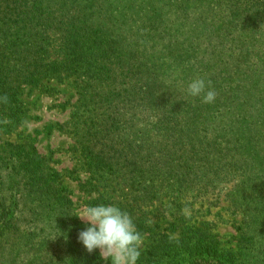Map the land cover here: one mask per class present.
I'll return each mask as SVG.
<instances>
[{
	"label": "trees",
	"instance_id": "trees-1",
	"mask_svg": "<svg viewBox=\"0 0 264 264\" xmlns=\"http://www.w3.org/2000/svg\"><path fill=\"white\" fill-rule=\"evenodd\" d=\"M196 78L211 81L215 103L187 95ZM66 80L77 101L49 127L73 134L88 206L132 217L136 264H264V0H0V130L21 139L0 157V264H111L78 240L89 225L37 137L16 131L24 95ZM223 138L247 146L241 159L255 151L258 169L227 161ZM238 172L225 247L217 221L189 223L180 200L222 191Z\"/></svg>",
	"mask_w": 264,
	"mask_h": 264
},
{
	"label": "rangeland",
	"instance_id": "rangeland-1",
	"mask_svg": "<svg viewBox=\"0 0 264 264\" xmlns=\"http://www.w3.org/2000/svg\"><path fill=\"white\" fill-rule=\"evenodd\" d=\"M55 86V92H52L50 95L46 93L41 94L37 91L24 95L25 102L30 111L28 118L23 121V124L16 131H22L23 134H31L37 137L36 148L42 155L49 158V166L54 169L56 172L55 176L59 177L63 185L70 192V198L79 216L82 209L88 206L87 201L90 197L79 190L78 183L85 180L88 174L84 172L85 168L81 157L71 149L74 137L68 126H65V130L58 127H49L68 122L70 111L72 110L70 105L77 101V96L69 80ZM66 101H68V104L63 109L61 105ZM4 132L0 130V157L3 158L9 155L3 152L4 149L9 147L8 142L14 144L21 142V139L17 138L16 132V134L12 135H7ZM186 136V139L191 141V132H188ZM227 140L225 138L222 139V142L227 144L224 147L228 151H231L227 161H230L233 156L235 159H241L240 154L244 151V148L249 150L241 142L237 143L235 141L234 143ZM188 148H191V145ZM254 155L255 151H251L249 156L241 160L244 162L248 161V165H253L255 169H258L256 163L251 161ZM239 176L240 172L229 174L228 177L232 182L223 186L225 189L222 191L213 192L212 190H206L208 193L204 189L199 193L191 191L187 198L180 200L182 205L181 211L188 216L189 223L194 224L196 221L203 220L217 221L216 231L222 236V242L225 247L230 246L232 243L231 238L235 235L233 226L237 223H234V220L238 221V218L232 211L231 204L225 198V194H227V189L232 186V183L239 181ZM195 195L197 198L195 199L196 201H193L194 199L191 197ZM166 199L165 204L170 209H175L177 203ZM161 222L164 223L165 219Z\"/></svg>",
	"mask_w": 264,
	"mask_h": 264
},
{
	"label": "clouds",
	"instance_id": "clouds-1",
	"mask_svg": "<svg viewBox=\"0 0 264 264\" xmlns=\"http://www.w3.org/2000/svg\"><path fill=\"white\" fill-rule=\"evenodd\" d=\"M186 93L199 97L204 104L215 103L218 95L211 81L204 78L190 81ZM0 99L8 102L6 94ZM78 218L89 225L78 234V240L89 253L99 249L101 259L110 260L111 264H136L141 255L142 236L127 211L115 205L85 206Z\"/></svg>",
	"mask_w": 264,
	"mask_h": 264
}]
</instances>
